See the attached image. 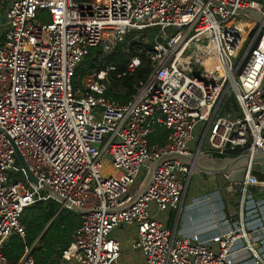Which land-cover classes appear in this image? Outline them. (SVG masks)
Segmentation results:
<instances>
[{
	"label": "built area",
	"instance_id": "built-area-1",
	"mask_svg": "<svg viewBox=\"0 0 264 264\" xmlns=\"http://www.w3.org/2000/svg\"><path fill=\"white\" fill-rule=\"evenodd\" d=\"M0 14V264H12L1 247L11 235L25 236L21 215L43 200L44 185L86 211L120 210L138 199L118 212L78 211L79 227L60 264L114 263L121 255L112 236L119 227L133 228L130 249L145 264H264V199L248 193L264 190V182L249 168L239 191L245 219L212 244L180 237L154 218L180 209L185 187L179 174L185 183L193 174L192 162L168 154L196 158L242 149L250 158L264 155V5L0 0ZM147 32L154 35L146 54L152 71L130 102L105 96L113 66L74 84L90 49L108 54L126 36L136 41ZM140 65L138 56L130 58L116 78ZM225 98L234 100L236 114H220ZM156 128L167 132L161 145L148 141ZM10 141L38 186L19 179L23 171ZM103 160L113 173H101ZM16 264L38 263L25 248Z\"/></svg>",
	"mask_w": 264,
	"mask_h": 264
},
{
	"label": "trees",
	"instance_id": "trees-1",
	"mask_svg": "<svg viewBox=\"0 0 264 264\" xmlns=\"http://www.w3.org/2000/svg\"><path fill=\"white\" fill-rule=\"evenodd\" d=\"M129 36L131 35H128L123 42L116 44L109 54H103L98 47L91 49L76 71L74 84L87 69L100 70L113 66L115 71L109 74L110 83L105 96L118 104L130 102L137 93L139 83H144L151 74L152 69L146 54L152 50L154 35L149 36L147 43H141L140 39L129 41ZM134 56L140 58V67L131 75H124L117 79L116 76L124 73L129 59ZM165 136L166 131L159 128L150 135L148 141L150 144L161 145ZM45 196H43V199H46L45 202L37 201L23 210L21 224L25 230V237L11 235L3 243L1 252L10 263L16 264L23 256L24 249L28 248L30 255L37 263L58 264L62 252L72 242L73 233L79 225V215L64 207L61 208L56 199Z\"/></svg>",
	"mask_w": 264,
	"mask_h": 264
},
{
	"label": "crops",
	"instance_id": "crops-1",
	"mask_svg": "<svg viewBox=\"0 0 264 264\" xmlns=\"http://www.w3.org/2000/svg\"><path fill=\"white\" fill-rule=\"evenodd\" d=\"M4 30H5L4 18L0 14V38H2L4 34ZM91 71H99V70H95V69L85 70L83 76L77 81V83L84 77L85 73ZM220 108H221L220 114H224V115L227 113L234 115L236 114V110H237L236 104L234 103V100L231 98L223 99ZM157 129L159 128H156L155 130ZM232 153L233 152H230L229 154L223 156H219L213 153L202 154L196 157V162L202 168L223 169L226 168L229 163L234 162L236 159H238L237 156ZM180 162L189 166L191 161H189L188 159L181 158ZM196 175H198V177H200V180L202 181L198 182L197 184L194 183L192 184V179ZM227 175L228 172H224V170L205 171L193 167V174H191L189 181L185 183L186 178L179 174V177L185 187V194L180 209L165 211L161 213L155 212L154 218L157 219L158 222H160L162 225H164V227H166L169 231L174 232L176 235L180 237L188 238L191 241L212 244L213 239L225 233L228 229L237 227L240 224L241 219L242 221L245 219L244 216L245 196L240 194L239 191H235L234 189H232L230 184L227 182V178H226ZM248 193H250L253 199L256 201H260L264 199V190L260 188L251 187ZM45 194L47 197L48 196L51 197L49 193L45 192ZM41 201L45 202L46 199H43ZM61 208L63 207L61 206ZM71 211L79 215L77 211L75 210H71ZM79 224H80V220H79ZM126 230L130 231V233L132 234L130 240L129 241L127 240V242H129L128 247L130 249L131 238L135 239V233L133 228L119 227L114 231L112 236L118 240L116 235L125 232ZM75 231L72 236V242L74 241ZM118 241L120 243V240ZM140 258L144 262L141 255ZM60 263H61V257L58 264ZM244 264H250V263H244Z\"/></svg>",
	"mask_w": 264,
	"mask_h": 264
},
{
	"label": "water",
	"instance_id": "water-1",
	"mask_svg": "<svg viewBox=\"0 0 264 264\" xmlns=\"http://www.w3.org/2000/svg\"><path fill=\"white\" fill-rule=\"evenodd\" d=\"M0 132H1V130H0ZM10 142H11V145H12V147L14 149V152H15V158H16L17 164L22 169L24 176L32 184H34L35 186H38L39 184H38L37 179L30 172V170L27 167L24 159L22 158V156L19 153V151L17 150V148L14 146L13 142L12 141H10ZM226 147L228 148V145ZM242 152H243L242 149H236L232 154L236 155L238 159H236L234 162L229 163L227 165V167L226 168H223V169H206V168H202L201 166H199L197 164L196 158H188L186 156H182V155H179V154H168V155H178L177 157L180 158V159L181 158L188 159L189 161H191L193 163V166L194 167H196L198 169L205 170V171H221V170H224V172H228L227 182L230 184V186L232 187V189H234L235 191H240L241 183L243 182V180H244V178H245V176L247 174L248 168H249V174L251 176H254L256 178V180L259 181V182H264V155L258 153V154L254 155L253 157L250 158L246 154H241ZM229 153L230 152H228L227 154H229ZM164 156H167V155H164ZM158 161H157V163H158ZM157 163L154 166V170H153V174H152L151 180L153 178V175H154V172H155ZM151 180H150V182H151ZM150 182H149V184H150ZM149 184H148V186H149ZM147 187L145 188V190L147 189ZM42 189L45 192L49 193L51 195V197H53L54 199H56L61 204L62 207H66L68 209L75 210L77 212L78 211H84V212H118V211H122V210H125V209L131 207L138 200L137 199L131 206H129L127 208H124V209H120V210H94V211H86V210H80V209L72 206L64 198H62L61 196H59L58 194H56L50 187L44 185V186H42Z\"/></svg>",
	"mask_w": 264,
	"mask_h": 264
},
{
	"label": "rangeland",
	"instance_id": "rangeland-1",
	"mask_svg": "<svg viewBox=\"0 0 264 264\" xmlns=\"http://www.w3.org/2000/svg\"><path fill=\"white\" fill-rule=\"evenodd\" d=\"M252 1H255V2H258V3L262 4V5H264V0H252ZM245 25H246V22L242 21L240 23V25H239V28L242 30L245 27ZM249 25L252 26V22L249 23ZM150 35H153V33H148V32L147 33H142V34L140 33V34H137V38L136 39H138V36H140V38H139L140 40L139 41H141V43H147L148 40H149V36ZM128 38H130L129 41L134 40L131 36H129ZM23 176H24V174L21 173V175H19V179H23ZM148 177H149L148 173H145L144 175H142L140 180H142L143 185H144V183L145 184L147 183ZM201 181L202 180H200V177H198V175H196L192 179V184L193 183L197 184L198 182H201ZM116 236H117L118 240H120L121 255H120L119 259L115 263H112V264H144V262L140 258V254L137 251L130 250L129 247H128V243L129 242H127V240L129 241L130 237L132 236L130 231L126 230L125 232L119 233ZM132 241H134V238H131V242ZM35 246H38V245L35 244Z\"/></svg>",
	"mask_w": 264,
	"mask_h": 264
},
{
	"label": "bare ground",
	"instance_id": "bare-ground-1",
	"mask_svg": "<svg viewBox=\"0 0 264 264\" xmlns=\"http://www.w3.org/2000/svg\"><path fill=\"white\" fill-rule=\"evenodd\" d=\"M207 63V62H206ZM210 63V62H209ZM209 65H211V63L210 64H208V66ZM100 169H101V173L102 174H104V175H107V174H110V173H113V171L111 170V167L108 165V163L105 161V160H103L102 162H101V164H100Z\"/></svg>",
	"mask_w": 264,
	"mask_h": 264
}]
</instances>
